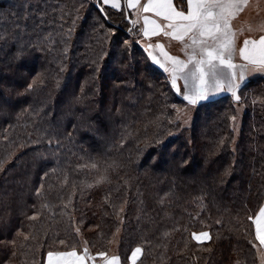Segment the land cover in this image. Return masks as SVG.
Returning a JSON list of instances; mask_svg holds the SVG:
<instances>
[{
  "label": "trees",
  "instance_id": "trees-1",
  "mask_svg": "<svg viewBox=\"0 0 264 264\" xmlns=\"http://www.w3.org/2000/svg\"><path fill=\"white\" fill-rule=\"evenodd\" d=\"M95 3L0 0V264H44L83 241L107 251L119 229L123 264L141 245L137 264H257L264 77L181 126L184 100L130 12L105 18ZM202 228L211 240L198 243Z\"/></svg>",
  "mask_w": 264,
  "mask_h": 264
},
{
  "label": "snow or ice",
  "instance_id": "snow-or-ice-1",
  "mask_svg": "<svg viewBox=\"0 0 264 264\" xmlns=\"http://www.w3.org/2000/svg\"><path fill=\"white\" fill-rule=\"evenodd\" d=\"M96 3L105 18L106 7L122 13L134 10L142 14L144 26L140 31L144 36L162 34L184 45L186 59L170 55L160 43L149 44L146 55L151 62L169 73L171 87L176 93L182 94L188 106L199 105L222 91L231 93L236 101H240L241 96L238 93L241 87L245 86L246 80L251 75L258 74L264 77V22L255 27L247 22L240 27L234 24V21L247 10L251 0H181L180 5L175 4L174 0H146L145 3H141V0H96ZM144 13H152L163 22L151 19L148 15H143ZM137 23L139 20L133 21V26ZM245 32L259 35L245 36ZM117 42L127 47V41L117 39ZM154 49H160V53H155ZM236 60L240 62L237 63ZM168 63L171 64V68L166 67ZM179 79L184 82L183 92L177 83ZM29 88H32L31 84ZM232 119L235 120V117ZM92 167L96 168L97 165L93 163ZM44 175L47 177L48 173ZM43 187L42 184L36 190L37 196L41 194ZM120 211L122 212L123 208ZM28 219L36 220L37 216ZM249 220H253L256 225L255 238L260 246H264V206L259 208L255 217H249ZM76 231L79 232V229ZM191 238L198 243L211 240L210 234L206 231L193 232ZM24 239L28 240L30 237L25 236ZM60 244H64V241H60ZM253 247L256 245L253 244ZM143 251L142 245L136 246L127 257L129 264H137L143 256ZM96 256L103 257L105 264H122L119 255L108 257L106 253L100 252ZM47 257V264H57L53 260L54 257H71L72 264H87L88 259H95L90 256L87 247L79 252L49 251ZM260 260L261 264H264V251L260 252Z\"/></svg>",
  "mask_w": 264,
  "mask_h": 264
},
{
  "label": "rangeland",
  "instance_id": "rangeland-1",
  "mask_svg": "<svg viewBox=\"0 0 264 264\" xmlns=\"http://www.w3.org/2000/svg\"><path fill=\"white\" fill-rule=\"evenodd\" d=\"M153 45H155V44H153ZM163 46H164V50L167 51L170 55L180 57L181 59H186L187 58L186 52L183 50L184 49V45L181 42H178V41L176 42L175 41V43H174L173 40H169L167 42H164ZM146 47L148 48V46H145V48ZM154 52L159 54L160 53V49H154ZM161 61H162V63L164 62L162 57H161ZM235 62L239 63L240 61L236 60ZM156 66H159V65L156 64ZM166 67L171 68V64L170 63L166 64ZM160 69H162L164 71L163 68L160 67ZM166 74H167V78H168L169 83H170V79H171L170 75H169L168 72H166ZM255 76L256 75H251L249 78L255 77ZM177 83H178V85L181 88V92H183L184 91V82H183V80L179 79L177 81ZM224 92H227V91H222L219 94L213 95L211 97L218 96V95H220V94H222ZM229 94H231V93H229ZM178 95L183 98L182 94H178ZM196 106H188L186 104V102L184 101L183 105H180L177 108H175L176 109L175 114H174L175 121H178L181 124V126L189 125L192 122L191 119L193 118ZM242 110H243V107L241 105L237 104V114H236L235 120L233 122V124H234L233 128H234L235 132L239 128V125H240L241 120H242L240 118L241 114H242ZM205 231L208 232V230L206 228H202L201 230H196V231H193V232L200 233V232H205ZM119 235H120V229L117 230L116 233L114 234L113 239L111 240L108 248L106 249L107 251H103L104 253L107 254L108 257H111L113 255H119L118 254L119 253L118 252L119 251L118 246H119V238H120ZM255 240H256V242H255L256 243V247H255L256 248V254L258 256L257 264H261V260H260V252H261L260 244L257 242V239H255ZM85 247H87V246H86L85 242L83 241L81 243V245H80V248H78L77 251L79 252ZM72 250H75V249H67L66 251H53V252H69V251H72ZM97 253H100V252H94V251L92 252L91 250H89L90 256L95 257V259L94 260L93 259H88L87 260V264H105V259L103 257L96 256ZM53 260L56 261L57 264H72L73 258H71V257H63V258L54 257ZM47 261H48V257H47V254H46L44 264H47Z\"/></svg>",
  "mask_w": 264,
  "mask_h": 264
},
{
  "label": "crops",
  "instance_id": "crops-1",
  "mask_svg": "<svg viewBox=\"0 0 264 264\" xmlns=\"http://www.w3.org/2000/svg\"><path fill=\"white\" fill-rule=\"evenodd\" d=\"M145 2L146 0H141V3H145ZM174 2L175 4H177L176 0H174ZM143 15H148L151 19H157L158 22H163L160 20V18L155 17L152 13H144ZM130 18H131L132 23L133 21L139 20V23H137V25L140 27V29L144 26L143 20H142V14H139L133 10L130 12ZM245 22L252 24L253 27H255L257 24L261 22H264V0H251V3L248 6L247 10L243 14H241V16L236 21H234V24L236 27H240ZM149 27L151 26L149 25ZM141 35H143L142 32H141ZM248 35H255L258 37L259 33L250 34V33L245 32V36H248ZM242 39L243 37L240 38V40ZM169 40H173L175 43L174 39L163 36L162 34L156 35V36H151V35L144 36L143 35L140 42L145 47V46H148L149 44H157V43L164 44V42H167ZM239 43L240 41H238V44ZM261 206H264V202L261 204ZM258 211L259 209L257 210V212L254 214L253 217H255ZM253 227H254V231L256 235V225L254 222H253ZM257 242L259 243L258 240ZM260 250L264 251V246H260Z\"/></svg>",
  "mask_w": 264,
  "mask_h": 264
},
{
  "label": "water",
  "instance_id": "water-1",
  "mask_svg": "<svg viewBox=\"0 0 264 264\" xmlns=\"http://www.w3.org/2000/svg\"><path fill=\"white\" fill-rule=\"evenodd\" d=\"M95 6H96V8L98 9V4L97 3H95ZM99 11V10H98ZM100 12V11H99ZM102 14V13H101ZM103 15V14H102ZM128 19H129V17H127ZM129 21L131 22V20L129 19Z\"/></svg>",
  "mask_w": 264,
  "mask_h": 264
}]
</instances>
